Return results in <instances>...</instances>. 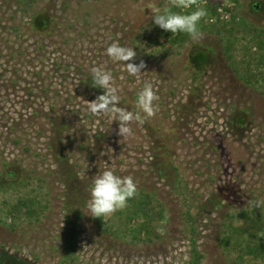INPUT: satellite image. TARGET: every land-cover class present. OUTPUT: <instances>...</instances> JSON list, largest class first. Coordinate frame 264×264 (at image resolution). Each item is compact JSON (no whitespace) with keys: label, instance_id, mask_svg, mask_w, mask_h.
Instances as JSON below:
<instances>
[{"label":"rangeland","instance_id":"1","mask_svg":"<svg viewBox=\"0 0 264 264\" xmlns=\"http://www.w3.org/2000/svg\"><path fill=\"white\" fill-rule=\"evenodd\" d=\"M25 1L0 0V182L20 183L0 186V257L193 264L202 252L199 264H264V256L250 253L264 231H238L245 207L264 214V206L249 203L264 199V58L249 48L253 32L246 33L264 28V0H237L199 42L168 48L146 40L149 5L162 8L167 0ZM38 11L53 17L44 30L30 24ZM207 18L201 22L211 23ZM223 22L239 28L235 41ZM113 42L137 52L130 62L146 65L138 76L107 55ZM93 67L112 73L119 106L129 111L144 84H153L158 112L133 123L132 137L118 135V121L88 111L96 89L103 94L93 85ZM105 170L132 176L138 193L159 201L162 218L142 240L146 218L134 213L135 203L102 218L88 212L93 180ZM25 199L35 201L38 218L14 221L9 211L25 215Z\"/></svg>","mask_w":264,"mask_h":264},{"label":"clouds","instance_id":"2","mask_svg":"<svg viewBox=\"0 0 264 264\" xmlns=\"http://www.w3.org/2000/svg\"><path fill=\"white\" fill-rule=\"evenodd\" d=\"M156 25L172 34L186 33L193 42L203 38L199 24L208 13L202 6L201 0H167L165 6L149 5ZM179 9V11H175ZM107 55L114 61L124 62L129 75L138 76L146 67L141 60L139 64L134 61L137 52L132 47L121 46L113 42L106 49ZM92 82L96 87L104 90V94L88 103L87 108L93 116H108L112 121L119 122L118 135L123 139L133 136L131 125H143L158 112L157 101L159 96L153 84L146 82L137 94L135 111L120 107L122 97L111 72L100 67L91 69ZM138 195V185L132 176H117L112 170H105L98 174L91 187V198L87 202V209L93 218L110 216L118 210L128 206V201ZM253 208L264 206V199L249 202Z\"/></svg>","mask_w":264,"mask_h":264},{"label":"trees","instance_id":"3","mask_svg":"<svg viewBox=\"0 0 264 264\" xmlns=\"http://www.w3.org/2000/svg\"><path fill=\"white\" fill-rule=\"evenodd\" d=\"M31 1L33 0H27L25 2H31ZM237 2H238L237 0H233L234 4H237ZM220 6H223L222 2L218 6H215L212 3H208L203 6L208 13L207 16L209 18L207 19L211 20V23L210 22H206V23L200 22L199 28L201 32H208V33L213 32L214 24L218 20L221 22L220 18L218 17V16H221L219 15V11H218V8ZM223 8L225 11H229L230 13H231V10L234 9L232 5L229 7L223 6ZM175 11H179V9H175ZM48 17H49L48 14L47 15L43 14L41 13V11L36 12L32 16L31 23H30L31 27L35 30H44L49 22V19L50 18L53 19V17H49V18ZM214 17H216V19H214ZM235 25L236 24L233 22L232 23L223 22V26H224L223 29L227 31L229 34H233L234 41L237 39L236 36L234 35L239 30V28L237 29ZM215 30H218L219 32L221 31L220 29H217V27H215ZM246 33L252 34L250 38L248 39L249 48L256 52L255 56L260 57V62L263 61L264 53H261V51H264V28L260 29L259 31L257 27L250 28L249 31L246 30ZM146 40L149 45H160L162 47L168 48L169 45L170 46L171 45L172 46H184L185 43L191 40V37L186 33L172 34L170 31H165L161 29L158 25H156L153 20L151 27L146 31ZM228 40H230V43L227 45L225 53H226L227 59L232 65L234 63V61L232 60L234 59L233 57L234 55H232L231 50L232 48H234V41H232L231 39H228ZM155 53L156 52H153L152 54L155 55ZM251 57L253 58L254 56L252 55ZM260 62H259V65H262ZM254 76L256 75L252 74L251 78H253ZM246 79L249 80L250 78L246 77ZM95 88H98V87L95 86ZM96 90H98L99 95H102V93L99 92V89H96ZM103 94H104V90H103ZM34 111H35L34 114L39 113L38 110H34ZM11 170H10V173L8 172V174H9V177L13 178L16 173ZM14 183L15 182L12 181V179H8L5 183L1 181L0 186L8 185L13 188V187H18L20 184V183L18 184L17 182L15 184ZM141 192L142 193H138V195H136L134 198L130 199L129 201L131 203H135L134 213L138 215L141 214L142 216L146 218V220L140 224V227L138 230L139 235L137 238L142 240L144 236V235L143 236L141 235L142 232L145 235L151 233V229L149 228L151 225V222L155 220L156 218H159V219L162 218L163 213H162V210H160L158 207L157 202L159 203V201L155 198L153 194H151L150 192H146V191L145 193L143 191ZM34 202L35 201L33 200V201H30V203H28V200L26 199L21 202V204L26 206V210L24 211L25 215L21 213V209H17L16 210L17 213L16 211L15 212L9 211L10 212L9 214L12 216V218H14V221L22 217H27V215L32 216V217L38 216L40 212L38 210L39 207L36 206ZM239 214L241 218H243L244 220V224L238 228L239 232H241L242 234L244 233L249 234V236L251 237H258L259 234L264 231V214L262 212L258 210H252V209L250 210L249 207H245L242 211L239 212ZM35 218H38V217H35ZM13 228H14V224H13ZM263 240L264 239H262L261 242H258V244H256L255 246L251 247L250 253L254 254L255 256L263 257L264 256V241ZM202 257H203L202 252L200 253L196 252V257H195V260L193 261V264H199L202 260ZM3 262H6V263L8 262L10 264H26L24 260L21 259L18 255H9L8 253H5V252L3 256L0 257V264H6Z\"/></svg>","mask_w":264,"mask_h":264},{"label":"built area","instance_id":"4","mask_svg":"<svg viewBox=\"0 0 264 264\" xmlns=\"http://www.w3.org/2000/svg\"><path fill=\"white\" fill-rule=\"evenodd\" d=\"M224 2H223V6H227V7H229V6H233V0H223ZM223 6H220L218 9H219V13H220V15H221V17H223L224 19H227V18H229V16H230V12L229 11H225L224 10V8H223Z\"/></svg>","mask_w":264,"mask_h":264}]
</instances>
